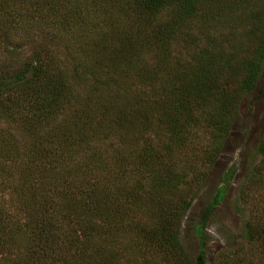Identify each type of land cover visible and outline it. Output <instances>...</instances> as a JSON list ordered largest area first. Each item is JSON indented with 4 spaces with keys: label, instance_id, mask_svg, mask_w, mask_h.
<instances>
[{
    "label": "trees",
    "instance_id": "obj_1",
    "mask_svg": "<svg viewBox=\"0 0 264 264\" xmlns=\"http://www.w3.org/2000/svg\"><path fill=\"white\" fill-rule=\"evenodd\" d=\"M233 8L0 0V264H190L183 218L264 70V53L237 82L220 65L246 17ZM261 206L233 264H264ZM192 262L205 264L204 248Z\"/></svg>",
    "mask_w": 264,
    "mask_h": 264
},
{
    "label": "rangeland",
    "instance_id": "obj_2",
    "mask_svg": "<svg viewBox=\"0 0 264 264\" xmlns=\"http://www.w3.org/2000/svg\"><path fill=\"white\" fill-rule=\"evenodd\" d=\"M231 1L233 9L246 10L243 11V17H246L244 22L236 17V30H233L235 48H230L231 54L226 57L220 55L219 60L221 66L233 71L237 82L246 67L244 61L258 59L264 53V48H260L264 41L263 44L259 42L264 40L261 38L264 36V0ZM5 60L6 69L16 71L21 67L23 57H7ZM232 115L235 118L222 147L214 163L202 175L201 184L183 218L180 242L190 264L201 248L205 251V264H233L231 254L243 243L245 217L262 212L264 155L259 154L256 147L262 138L264 141V70L256 87L243 94L239 110H234ZM228 171L233 173L224 183L223 176ZM220 185L226 186V192L216 208L207 213V204ZM225 250L228 257H223Z\"/></svg>",
    "mask_w": 264,
    "mask_h": 264
}]
</instances>
